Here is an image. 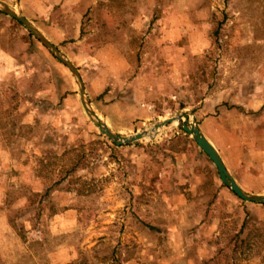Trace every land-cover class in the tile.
Returning a JSON list of instances; mask_svg holds the SVG:
<instances>
[{
	"label": "rangeland",
	"instance_id": "1",
	"mask_svg": "<svg viewBox=\"0 0 264 264\" xmlns=\"http://www.w3.org/2000/svg\"><path fill=\"white\" fill-rule=\"evenodd\" d=\"M1 1L78 68L112 132L148 133L116 146L70 70L0 12V264H264V205L218 199L178 122L154 132L183 114L252 155L229 166L261 185L264 0Z\"/></svg>",
	"mask_w": 264,
	"mask_h": 264
},
{
	"label": "water",
	"instance_id": "2",
	"mask_svg": "<svg viewBox=\"0 0 264 264\" xmlns=\"http://www.w3.org/2000/svg\"><path fill=\"white\" fill-rule=\"evenodd\" d=\"M0 12L11 17L17 22L21 23L36 40H38L54 57H56L64 66H66L70 70V72L75 77L76 82L78 84L80 100L87 116L104 136H106L110 141H112L118 147L124 145H132L144 139L146 135L145 132L138 133L130 137H123L112 132L109 129V127L96 114L91 104L89 103L86 95L85 85L78 68L70 60H68L63 55V53L53 43H51L48 40V38L32 22L26 19L12 6L1 0H0ZM182 117L183 114L179 117L168 119L158 124L157 128L163 129L164 127H166V125L178 121L180 129H182V131H184L194 140V142L198 145V147L214 164V166L218 171L220 180L225 187H227L232 193H234L239 199H241L244 202L264 205V195H254L245 192L238 185V183L235 181V179L227 169L216 147L205 137V135L202 133V131L199 129L197 125H194L192 127L186 125L185 123H183Z\"/></svg>",
	"mask_w": 264,
	"mask_h": 264
},
{
	"label": "crops",
	"instance_id": "3",
	"mask_svg": "<svg viewBox=\"0 0 264 264\" xmlns=\"http://www.w3.org/2000/svg\"><path fill=\"white\" fill-rule=\"evenodd\" d=\"M261 142H263V141H261ZM216 147V149L218 150V152L220 153V156L222 157V159H223V161H224V163H225V165H226V167H227V169L229 170V172L231 173V175L233 176V178L235 179V181L238 183V185L245 191V192H247V193H249V194H254V195H264V173H257L256 174V176H254V178L257 180H259V181H262V183H261V185L260 184H258V185H255V187H254V189L253 190H250V189H247V188H245L246 186H243L241 183H240V181H239V178H240V176L238 175V174H234L233 173V170H232V168L229 166V164H240L239 162L241 161V162H244L243 160H245L246 158H249V159H251L252 158V155H250V154H245V151H242V152H240L237 156H235V157H233L232 158V156H230V152L229 151H223L222 149H220L219 147H217V146H215ZM227 150H229V148H227ZM251 156V157H250ZM255 162L257 163L258 162V159L256 158L255 159ZM254 162V163H255ZM247 175H248V177H253L252 175H251V173H247ZM246 176V175H245ZM242 177V176H241ZM261 178H263V179H261ZM218 192L217 193H219L218 194V199H219V197L221 198V197H228V199H233V198H235V197H233L235 194L233 193V195H231L232 193H231V191L227 188V187H224V189H218L217 190ZM236 196V195H235ZM237 197V196H236ZM238 198V197H237Z\"/></svg>",
	"mask_w": 264,
	"mask_h": 264
},
{
	"label": "bare ground",
	"instance_id": "4",
	"mask_svg": "<svg viewBox=\"0 0 264 264\" xmlns=\"http://www.w3.org/2000/svg\"><path fill=\"white\" fill-rule=\"evenodd\" d=\"M175 118H176V117H175ZM176 122H178V121H176ZM159 131H162V130H161V129H158L157 126H156L155 129H154L155 134H158L157 132H159ZM145 133H146V135H145L144 139L147 137V133H148V132L145 131ZM155 134H154V133L151 134L152 136L149 135V134H148V135L152 138V137H154ZM152 139H153V138H152Z\"/></svg>",
	"mask_w": 264,
	"mask_h": 264
},
{
	"label": "trees",
	"instance_id": "5",
	"mask_svg": "<svg viewBox=\"0 0 264 264\" xmlns=\"http://www.w3.org/2000/svg\"><path fill=\"white\" fill-rule=\"evenodd\" d=\"M203 153V152H202Z\"/></svg>",
	"mask_w": 264,
	"mask_h": 264
}]
</instances>
